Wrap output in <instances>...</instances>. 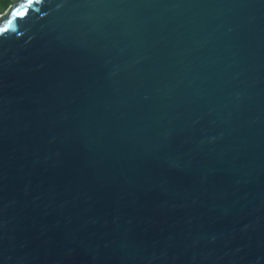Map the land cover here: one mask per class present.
<instances>
[{"label":"water","instance_id":"1","mask_svg":"<svg viewBox=\"0 0 264 264\" xmlns=\"http://www.w3.org/2000/svg\"><path fill=\"white\" fill-rule=\"evenodd\" d=\"M11 2L0 264H264V0Z\"/></svg>","mask_w":264,"mask_h":264},{"label":"rangeland","instance_id":"2","mask_svg":"<svg viewBox=\"0 0 264 264\" xmlns=\"http://www.w3.org/2000/svg\"><path fill=\"white\" fill-rule=\"evenodd\" d=\"M10 7L5 9L2 4V0H0V18L9 11Z\"/></svg>","mask_w":264,"mask_h":264},{"label":"trees","instance_id":"3","mask_svg":"<svg viewBox=\"0 0 264 264\" xmlns=\"http://www.w3.org/2000/svg\"><path fill=\"white\" fill-rule=\"evenodd\" d=\"M11 5H12L11 0H6L3 6H4L5 9H7V8H9Z\"/></svg>","mask_w":264,"mask_h":264},{"label":"snow or ice","instance_id":"4","mask_svg":"<svg viewBox=\"0 0 264 264\" xmlns=\"http://www.w3.org/2000/svg\"><path fill=\"white\" fill-rule=\"evenodd\" d=\"M36 2H39V0H36ZM12 23H13L12 20H9V21H8V24H9V25H11ZM5 30H6V29H0V31H5Z\"/></svg>","mask_w":264,"mask_h":264},{"label":"flooded vegetation","instance_id":"5","mask_svg":"<svg viewBox=\"0 0 264 264\" xmlns=\"http://www.w3.org/2000/svg\"><path fill=\"white\" fill-rule=\"evenodd\" d=\"M5 1H6V0H2V4H3V5H4Z\"/></svg>","mask_w":264,"mask_h":264}]
</instances>
